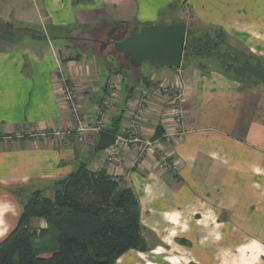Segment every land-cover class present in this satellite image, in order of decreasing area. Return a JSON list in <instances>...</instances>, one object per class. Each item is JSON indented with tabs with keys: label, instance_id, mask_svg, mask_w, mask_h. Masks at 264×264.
Listing matches in <instances>:
<instances>
[{
	"label": "crops",
	"instance_id": "crops-1",
	"mask_svg": "<svg viewBox=\"0 0 264 264\" xmlns=\"http://www.w3.org/2000/svg\"><path fill=\"white\" fill-rule=\"evenodd\" d=\"M23 2L0 0V23L11 22L12 9H23ZM31 3L35 12L31 15L40 20L41 28L16 29L40 37L25 35L27 41L21 44L18 36H11L10 46L0 47V242L15 229L22 205L33 193L45 197L58 181L85 165L131 188L139 203L147 251L130 250L116 264H223L225 260L230 264L239 259L241 245L251 240L264 245V87L243 89L212 61L181 63L178 70L156 69L147 63L145 69H125L123 90L108 113L111 121L114 114L127 119L141 90L157 83H180L185 96L184 135L172 142L160 140L161 152L176 164V172L163 171L152 156L138 160L140 149L123 150L116 162L108 163L107 151L93 153L98 133L88 132L81 144L75 136L63 145L49 139L16 138L20 128L27 135L69 127V110L55 87L61 73L80 97L86 126L101 116L111 69L100 80L93 61L83 60L89 51L82 52L81 47L91 43L90 35L151 24L178 23L186 31L213 27L226 34L231 46L264 59V0ZM23 18L29 22L28 16ZM115 60L110 57L107 63L112 72ZM151 102L155 101L150 98ZM158 103L161 111L149 109L142 129L156 133L159 127L170 126L167 104L163 99ZM103 131L112 133L109 126ZM256 167L261 174L253 171ZM30 224L37 230L46 228L42 220L32 219ZM259 260L264 264V255Z\"/></svg>",
	"mask_w": 264,
	"mask_h": 264
},
{
	"label": "trees",
	"instance_id": "trees-1",
	"mask_svg": "<svg viewBox=\"0 0 264 264\" xmlns=\"http://www.w3.org/2000/svg\"><path fill=\"white\" fill-rule=\"evenodd\" d=\"M6 27L7 34H0L2 42L19 36L18 30ZM122 31L124 34L125 29ZM118 32L110 34L118 36ZM193 60L212 61L245 89L264 87V59L231 46L220 29H187L182 66ZM128 68L126 62L116 70L124 74ZM111 132L117 135L118 129ZM161 132L157 129L156 136ZM32 219L42 220L46 228L33 229ZM44 239L55 240L56 248L36 252L35 241ZM130 250L147 251L135 193L105 172H92L81 165L56 183L52 198L35 192L22 205L17 226L0 242V264H116Z\"/></svg>",
	"mask_w": 264,
	"mask_h": 264
},
{
	"label": "built area",
	"instance_id": "built-area-1",
	"mask_svg": "<svg viewBox=\"0 0 264 264\" xmlns=\"http://www.w3.org/2000/svg\"><path fill=\"white\" fill-rule=\"evenodd\" d=\"M61 73V68L58 67V73ZM115 74V80L107 79L106 81V94L101 104V110L103 113L109 112L112 108L111 106L114 104L115 100L117 99L119 95L120 87L122 86V78L119 75L120 73ZM118 75V76H117ZM56 90L57 94L63 99L67 105V108L69 110L70 115L73 114L76 117L77 122H75V128L70 126L68 129L69 131L63 130V131H51V132H31L26 134L18 133L16 135V138L23 139L26 136L32 138V139H49L54 140L56 143H59L61 145L65 144L66 141L75 136L77 141L82 143L84 141V136L88 132L98 133L105 128V121L106 117L100 116L96 121L93 122L92 125L84 126V121L79 120V111L81 109V106L78 101V95L77 93L70 87L69 80L65 75L62 73L60 74V77L58 78L56 82ZM150 98L155 101L157 105L160 106L159 101H162L163 103L167 104L168 110H169V116H170V126L164 127V129L161 132V138L160 139H148L142 142L143 144V151L142 148L138 152V160L143 157H151L153 160L157 163V165L160 166V168L164 171H176V164L173 163L169 157L164 152H161V141L166 142H172L176 141L177 139H181L184 135V127H183V100L185 98L184 96V90L182 88V85L178 82L173 84H155L152 85L149 88L143 89L140 91V95L137 98V101H135L134 104H132V112L130 113L134 119V121L141 125V123L144 122L148 110L150 109ZM82 120H84L82 118ZM132 132L137 134L138 131L135 129L139 127H131ZM143 130H141L142 132ZM164 131V133H163ZM154 132V129H153ZM120 138L117 136L116 143L107 149L106 151V157L105 160L108 163H112L116 160V157L118 156L117 153L120 151L117 149V145H119ZM137 141V140H136ZM135 142V141H134Z\"/></svg>",
	"mask_w": 264,
	"mask_h": 264
},
{
	"label": "rangeland",
	"instance_id": "rangeland-1",
	"mask_svg": "<svg viewBox=\"0 0 264 264\" xmlns=\"http://www.w3.org/2000/svg\"><path fill=\"white\" fill-rule=\"evenodd\" d=\"M31 6H33V4L31 3V0H24L23 9H21V6H18V8L15 7L14 9H12L11 22L8 21L7 23H4V24L0 23V34H3V35L7 34L6 33V31H7L6 25L7 24L13 25L15 27L14 28L15 31L18 30L17 32L20 33V34L24 33V35H19L18 36L19 37L18 39L21 41V44L24 43V41H27L26 40L27 37H25L26 32H23V31H21L19 29H16V28L31 29V30L32 29L39 30L41 28L40 20L38 18L36 19V18H34L32 16V15H35V12H34L33 9L30 8ZM27 16L29 18V22H31V23L24 21L23 17H27ZM193 25H195V24H193ZM107 33H109V31H107V29H106V31L101 32L100 34L94 33L92 36L90 35V37H88V38L91 40V43H89L88 45L84 44L81 47V51L83 49L82 52L86 53L87 51H89L92 54V56H90V54L88 52L86 54L87 56H85L83 58V60L88 59L89 61H93V66L94 67L95 66L98 67L97 68L98 72H96V74L97 73L100 74V80H103L104 76L107 74L108 69L109 70L113 69L111 67L108 68V66H107V63H110V57L116 59L114 64H113L116 68H118L119 66H123V67L126 66V62L122 61L121 55L117 54L113 50L112 45L103 46V43L106 41ZM117 35L118 36H116L115 41L121 40L123 38V31L118 32ZM1 39L2 38H0V41H1L0 44H2V45H0V47H5L6 48V47L10 46V42H7L9 40V38L6 39L3 43H2ZM95 39H97L98 41H96ZM78 53L79 52L73 53L72 55L76 56ZM115 67H114V69H116ZM146 67H147V64L143 63L142 64V69H145ZM111 70H110V73L108 74V79H110V81L111 80H115V74H117V73H114V72L120 73L119 75L121 76V78L123 80L122 86L120 87V90H119V94H120V92L123 90L124 75L125 74H122L121 72H119L117 70H114L113 72ZM128 75H130V74H128ZM127 78H129V77H127ZM125 84H126V82H125ZM153 85H155V84H153ZM258 87H261V86H258ZM254 88H256V86L251 88V90L254 89ZM243 89H245V88H243ZM78 101H80L79 95H78ZM149 107H150V113H152L154 111H158V112L161 111L160 110V106L159 105L157 106L155 104V102H151ZM108 113L110 114V112L103 113L101 111V116L106 117L105 125L109 126L111 130H113L114 128L118 129L117 136L120 138V141H119V145H117V149L120 152H122L123 150H129L130 148L131 149H136V150L138 148H142V151H143V147H142L143 146V144H142L143 141L148 140V139L154 140V139L157 138L156 137V133L153 132V129L152 130H149V129H145L144 130V129H142L141 125L134 121V119H133V117H132V115L130 113L127 114V116H126L127 119H123L124 118L123 114H121V115L114 114V116H116V118L112 119V121H111V119H109ZM78 115H79V120L82 123V121H83L82 118L85 119V116H84V113H83L82 109H80ZM70 118H71V123H70L69 127L72 126L73 128H75L74 120L77 122L76 117L73 114H71ZM83 125L86 126L87 123L84 122ZM106 126H105V128H106ZM134 126L135 127L136 126L139 127V128L134 130V132L136 130L138 131L137 134L132 132V128L131 127H134ZM69 127H67L65 130L69 131V129H68ZM158 129L162 130L160 127ZM141 130H143V132H141ZM23 131H25V130L20 128V132L22 134H26ZM163 133H164V131H163ZM145 134H148V137L145 136ZM84 140H85V136H84ZM78 143L81 144L80 142H78ZM116 159H117V157H116ZM114 162H116V160ZM167 172H172V171H167ZM173 172H176V171L173 170ZM53 193H54V191L49 190L48 192H46L44 194V196L46 198H52ZM19 204H21V201H19ZM33 223L35 224L36 222H33ZM30 226L33 228V225L30 224ZM35 230H37V229H35ZM56 246H57V243L53 239H48V240L44 239V240H41V241L36 240L35 244H34V248H35L36 252H41V251H45V250H51V249L56 248Z\"/></svg>",
	"mask_w": 264,
	"mask_h": 264
},
{
	"label": "water",
	"instance_id": "water-1",
	"mask_svg": "<svg viewBox=\"0 0 264 264\" xmlns=\"http://www.w3.org/2000/svg\"><path fill=\"white\" fill-rule=\"evenodd\" d=\"M185 38L186 26L183 24L132 26L125 30L121 40L112 41V48L131 68L138 69L147 63L156 69L178 70L182 63ZM103 46L106 44L103 43ZM116 139L113 133L98 132L93 153L106 151L116 143Z\"/></svg>",
	"mask_w": 264,
	"mask_h": 264
},
{
	"label": "clouds",
	"instance_id": "clouds-1",
	"mask_svg": "<svg viewBox=\"0 0 264 264\" xmlns=\"http://www.w3.org/2000/svg\"><path fill=\"white\" fill-rule=\"evenodd\" d=\"M253 171L258 175L262 172L259 167L254 168ZM217 239H219V236H217ZM237 251L241 254L239 259L231 260L230 264H262L259 257L264 255V245L260 244L258 241L251 240L247 244L241 245ZM245 252L252 253V255L245 257ZM224 255L228 256L230 253L225 252ZM172 264H179V261H173ZM223 264H229V261L225 260Z\"/></svg>",
	"mask_w": 264,
	"mask_h": 264
},
{
	"label": "flooded vegetation",
	"instance_id": "flooded-vegetation-1",
	"mask_svg": "<svg viewBox=\"0 0 264 264\" xmlns=\"http://www.w3.org/2000/svg\"><path fill=\"white\" fill-rule=\"evenodd\" d=\"M115 39H116V35L107 33L106 41L104 42V44H106V46H110L112 45V41H115Z\"/></svg>",
	"mask_w": 264,
	"mask_h": 264
}]
</instances>
